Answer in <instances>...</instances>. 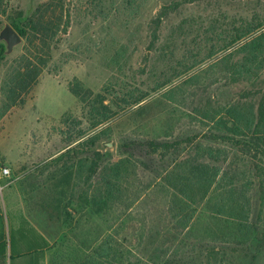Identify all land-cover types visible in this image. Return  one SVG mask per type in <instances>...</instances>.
Here are the masks:
<instances>
[{
    "label": "rangeland",
    "instance_id": "obj_1",
    "mask_svg": "<svg viewBox=\"0 0 264 264\" xmlns=\"http://www.w3.org/2000/svg\"><path fill=\"white\" fill-rule=\"evenodd\" d=\"M173 1L11 0L6 3L7 12L22 10L25 17L32 16L34 12L40 14L46 9L44 17L51 19L50 26L54 32L48 33L44 44L41 36L36 40L22 36L21 42L5 54L0 66V166L9 168L6 175L0 172L3 215L7 193L13 192V200L16 198L31 219H47L45 210L54 212L53 205L62 215L70 214L67 219L63 216V220L70 223L63 228L62 233L66 235L75 230L68 227L77 214L79 217H90L92 223L83 229L85 247L88 248L96 240L117 242L119 248L115 244L112 246L123 252L119 253L120 257L116 252L112 258L119 259L120 264H199L204 252L199 248L190 250L197 243L190 242L196 241L192 237L194 226L191 234L175 232L168 223L157 226L153 220L160 205L152 201L149 191H138L140 197L134 202L124 198V206L118 199H111L110 206H118V213H122L117 217L124 215L113 227L109 212L106 215L108 220H97L91 206L80 203L81 194L89 193L97 186L101 167L112 164L121 156L131 152L137 160H144L150 166L147 169L145 163L137 161V182L146 180L152 168L168 163L167 159L161 160L160 152L150 151L145 143L134 144L132 148L118 146L126 140L144 139V133L133 130L134 122L122 125L127 113L135 106L105 123L103 135L99 133L101 127L90 129L94 121L88 113V103L96 96H103L107 103L111 99L122 102L147 94L140 104H150L146 115L152 114L155 120L142 131L159 140L196 135L194 143L188 144V153L183 156L194 152L195 144H212L200 132L201 124L196 122L175 124L172 129L174 136H159L163 128L157 117L162 113L163 105L157 103L159 100L154 101L187 76L207 65L219 63L227 53L232 52L230 57L236 58L234 50L243 40L228 49H220L225 30L261 21L264 17L263 5L257 0L184 2L175 11L160 17V22L157 21L156 14ZM65 20H68V26H65ZM6 22H9L8 16L0 13V29ZM63 28H66V33H63ZM154 29L158 35L152 34ZM259 33L256 31L247 38ZM212 44H216L217 48L210 47ZM28 59L30 64L27 65ZM17 69L33 72V75H23L18 81L14 72ZM167 80L170 81L167 85L157 89ZM263 88L264 69L253 81L219 79L210 85L205 95L213 96L221 105L235 100L239 103L251 102L257 107V103L264 98ZM248 90H252L253 94L243 98L242 94ZM75 91L81 94L88 92L89 96L80 101ZM173 103L175 106L170 110L183 109L181 104ZM114 109L112 112H115ZM76 131H85L86 135L68 145L69 135H74ZM119 132L123 135L116 137ZM107 135L111 137L107 138ZM106 142H111V145ZM185 145L181 144L182 147ZM220 146L227 149L231 157L245 154L240 152V148L227 144ZM94 159H98L94 167L96 172L90 175L88 166ZM244 159L251 167L248 179L254 181L250 190L255 199L251 220L258 230L247 241L252 244L227 247L231 255L230 264H264V247L256 253L259 249L256 242H264V209L260 210L256 200L258 193L264 192V154L247 151ZM127 185L130 186V183ZM214 201V197L210 198L211 203ZM128 202H131L130 205H127ZM70 208L77 210L75 214ZM200 211L197 207L198 216ZM149 214L152 221L147 219ZM155 226L160 228L159 240L151 232ZM164 234L170 238L166 239ZM139 238L142 241L137 242ZM160 241L164 242L166 253L158 262L154 247ZM187 242L190 245L186 247ZM176 243L178 249L175 248ZM185 248L189 256L181 258ZM90 256L89 259L102 262V258L98 259L95 253Z\"/></svg>",
    "mask_w": 264,
    "mask_h": 264
},
{
    "label": "trees",
    "instance_id": "obj_2",
    "mask_svg": "<svg viewBox=\"0 0 264 264\" xmlns=\"http://www.w3.org/2000/svg\"><path fill=\"white\" fill-rule=\"evenodd\" d=\"M8 1L11 0H0V13L8 16V23L21 36L27 37L29 40H36L41 36L44 44L48 33L54 32L50 26L51 19L44 17L46 9L40 14L34 12L32 16L25 17L22 10L7 12L8 6L6 3ZM193 1L199 0H174L171 5L162 7L156 14L157 21L160 22V17L175 11L182 3ZM257 1L263 5L264 9V0ZM64 24L68 26V20H65ZM263 28L264 17L254 24L248 23L244 27L236 26V28L225 30L224 41L220 49H228L243 40L234 50L237 52L236 58L230 57L232 52L227 53L219 63L207 65L198 72L187 76L154 101L159 100L157 103L163 105L162 115H158L157 118L161 122L164 133L168 132L170 134L164 137L171 136L170 130L175 124L178 126L184 123L196 122L201 124L200 132L202 131L204 136L211 141V145L195 144L196 151L194 155L174 159L170 161L171 164L169 165L152 168L149 177L141 182L136 181L138 179L136 178L138 176L137 161L141 164L145 163L147 169L150 166L144 160H137L138 158L130 152L126 156H121L112 164L101 167L97 186L89 193L83 192L80 203L88 204L94 210L104 211L107 209L106 207L110 206L111 198L114 196L124 206V197L121 195L124 193L125 185L130 183L132 193L130 200L132 202L140 197L138 191H141V189L149 191V197L156 202L157 206L160 205L159 210L164 212L166 224H170L174 230L186 231L191 225H195V220L199 219V216L195 215L197 207H207L208 210L213 212L214 224L218 222L225 224L223 230L212 231L210 237L214 240L222 239L223 242L194 243L190 250L193 251L199 248L204 252L199 264H230L232 262L231 255L228 254L227 247L252 244V242L246 241L251 236L254 237L258 230L255 222L250 220L255 200L250 190L254 181L248 179L251 176V167L244 159V155L247 151L264 154V98L257 103V107H254L251 102L239 103L235 100L221 105L213 96L205 95V91L219 79H228L230 82H235L238 79L253 81L258 77L260 70L264 69ZM62 31L66 33V28H63ZM156 31V29L152 30V34L158 35ZM256 31H260V33L247 38ZM214 46L217 48L216 44H212L210 47L213 48ZM4 51L5 44L0 42V66L5 58ZM27 62V65L30 64L29 59ZM14 72L16 73L15 76L18 77V81L23 75L27 74L28 77L33 75V72L21 71L20 69ZM169 82V80L165 81L157 89ZM15 87L13 86V88ZM10 89H12L11 85ZM261 91L264 93V88ZM75 94L80 101L86 100L89 96L88 92L81 94L75 91ZM248 94L252 95L253 91L244 92L242 97H247ZM196 95H200L198 99L195 98ZM147 96V94H143L136 99H125L122 102L119 99H111L107 103L104 102L105 98L103 96L94 97L88 103V113L94 121L89 128L101 127L99 133L103 135L105 131L103 125L105 123L116 117L120 112L135 106L134 110L127 113L128 115L122 125H129L134 122L133 130L138 129L140 134L144 133V139L126 140L120 143L119 147L123 145L132 148L134 144L145 143L150 151H158L162 157L166 155L173 157V155H177L182 151V143H186L187 146L194 143L196 135L193 134L183 139L159 140L157 137L149 136L148 132L142 131L143 127H150L155 120L152 114L146 115L150 104L148 102L140 104ZM173 102L181 104L183 109L170 110V107L175 106ZM113 107L115 112H112ZM141 110L143 113H139ZM85 135V131H76L74 135L71 133L68 145ZM122 135L123 133L119 132L116 137ZM110 137L111 135H107V138ZM89 142L93 143L91 140ZM220 144L240 148V152H245V154H235L231 157L226 152L227 149H224ZM197 154L207 156L208 160H199ZM98 159H94L88 166L90 175H94L96 172L94 167ZM163 159L161 160L163 161ZM260 176L263 175L260 174ZM261 180L263 179L261 178ZM262 183H264V180ZM198 195L201 196L197 198ZM212 197L215 198L213 203L210 202ZM7 198L4 215L0 207V264H45L46 251L53 246V242L51 243L45 234L30 221L16 198L13 200V192L7 193ZM256 200L262 211L264 209V192L258 193ZM130 203L128 202L127 205H130ZM69 215L64 213L62 216L66 218ZM64 221L66 222V220ZM168 238L170 236L166 235V239ZM162 243L160 253L163 251L166 253V246L164 242ZM178 243L175 244L176 249H178ZM256 243L259 246L256 253H259L264 247V242ZM188 245H190L189 242L185 243L186 247ZM91 249L97 251V248L91 247ZM99 250L102 251V262L100 264H111L108 243L103 242L99 246ZM186 251V248L185 251H182L181 258L189 256V252ZM90 257V254H88L84 258L83 264L97 263L92 258L89 259ZM118 262L121 263V261Z\"/></svg>",
    "mask_w": 264,
    "mask_h": 264
},
{
    "label": "crops",
    "instance_id": "obj_3",
    "mask_svg": "<svg viewBox=\"0 0 264 264\" xmlns=\"http://www.w3.org/2000/svg\"><path fill=\"white\" fill-rule=\"evenodd\" d=\"M172 129L170 130L171 136H174L175 132L172 131ZM163 130L158 134L159 136H161V135L165 136L167 134L170 135L168 132L164 133ZM171 136H169V137H171ZM185 137L177 136L175 139H183ZM183 144H185V143H183ZM199 144L203 145V143H199ZM189 145L188 146L185 145L184 147L181 146L182 151L180 153H178L177 155L176 154L173 155V157L169 156V155L164 156L163 161L165 159L168 160V163H166L165 165L171 164L170 161H172L174 159L176 160V159L181 158V157H186L187 155L183 156V154L188 153L186 151H188ZM195 151L196 150H194V152H192L190 155H194ZM189 152H191V150H189ZM196 156L199 160H202V161L208 160L207 156H205V155L197 154ZM121 196L124 198L130 199L132 197L131 187L126 184L125 189H124V193H122ZM113 197L111 199L117 198V197H114V198ZM53 206H54V210H55L54 212L51 213L49 210H45V212L48 215L47 219H45V220L31 219V217L29 215H27L25 212V214L28 216L30 221L39 230H41L45 234V236L48 238V240L51 243L53 242V246L49 247L46 251L45 264H83L84 258L88 254H92V253L93 254L97 253L96 257H98V259H100L102 256L101 255L102 251L99 250V246L103 242H101L100 240H96L91 245H89L88 248L85 247L86 242H82L83 238H84L83 229L86 227V225H87V227H89L90 225H88V224L92 223L90 217H86L83 215V216H81L82 217V219H81V217H79V214H77V216H76L77 218L75 217V219L73 220V224L69 225V227H68V228H73V229L75 228V230L71 231L68 235H66V233L63 234L62 231H63V228L67 227L68 224H70V223L65 222L63 220L62 213L57 211V208L55 205H53ZM70 209H71V211H73V214H75V212L77 211L74 208H70ZM83 209H85V208H83ZM130 209L131 208H129L128 210H130ZM199 209H201V211H200L199 219L195 220V225H191V227L187 231L186 230H174V229H173V231L179 232V233L180 232H186L187 234H191L193 226H194V232L192 234V237H194V239L196 241H190V242H197V243H201V242H203V243L223 242L222 239L221 240H214L212 237H210V235H212V233L214 231L223 230L225 227L224 226L225 224H223V222L222 223L218 222V223L214 224V218L212 217L213 216L212 210L204 209L203 207H201ZM92 210H94V209H92ZM128 210H126V211H128ZM157 210H158V213H156L154 215L153 222L157 223V226H160L162 223H164V224L166 223V218L164 216V212H162L159 209H157ZM107 212H109L110 217L113 218V223L111 224L112 227L116 226L117 223H119L121 221V218L124 216V215H122V217L120 216L118 218L117 216L119 214H122V213H118V206L112 204L109 208H107L104 211L103 210H101V211L94 210V219L96 217L97 220H99L101 218L104 221L108 220V218H106ZM113 213H115V214H113ZM195 215L196 216L198 215L197 210L195 212ZM251 215H252V212H251ZM148 216L149 217L147 219L149 221H152L150 218V214ZM250 220H251V217H250ZM94 225L96 226L97 224H94ZM153 228L154 229H151V232H153L158 237V240H159L161 238L160 228L156 227V226ZM147 236H148V233H147ZM164 236H166V234H164ZM140 240H141V238H139L137 240V242H139ZM162 242L163 241L157 242V246L155 245V247H154V248H156L155 255L157 256L156 260L158 262L161 261L162 258L165 257L164 251L162 253H160V250H162V246H163ZM106 243H108L109 248H110L108 253L111 257V261H110L111 264H119V262H118L119 259L114 260V258H112V255L116 256V252L119 254V253H122L123 250H120L121 252H119V250H118L119 247L116 245L117 242H106ZM113 244H115L118 248L112 246ZM91 247L92 248H98V249H97V251L94 252L93 249H91ZM127 251L128 250H125V252L128 254ZM228 254H229V249H228ZM120 256L121 255L119 254V257ZM127 257H129V255H127ZM97 263H101V260H99ZM97 263H95V264H97Z\"/></svg>",
    "mask_w": 264,
    "mask_h": 264
},
{
    "label": "water",
    "instance_id": "obj_4",
    "mask_svg": "<svg viewBox=\"0 0 264 264\" xmlns=\"http://www.w3.org/2000/svg\"><path fill=\"white\" fill-rule=\"evenodd\" d=\"M22 40V36L13 28V26L6 22L0 29V42L5 44V54L10 53L13 47L19 44ZM108 146L111 142H106Z\"/></svg>",
    "mask_w": 264,
    "mask_h": 264
},
{
    "label": "built area",
    "instance_id": "obj_5",
    "mask_svg": "<svg viewBox=\"0 0 264 264\" xmlns=\"http://www.w3.org/2000/svg\"><path fill=\"white\" fill-rule=\"evenodd\" d=\"M0 172L6 175L9 173V168L6 166H0Z\"/></svg>",
    "mask_w": 264,
    "mask_h": 264
}]
</instances>
